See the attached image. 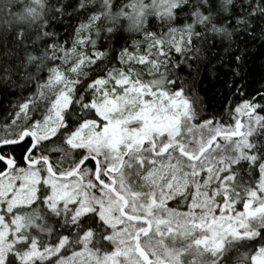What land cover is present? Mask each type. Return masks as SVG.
<instances>
[{"label": "snow or ice", "instance_id": "snow-or-ice-1", "mask_svg": "<svg viewBox=\"0 0 264 264\" xmlns=\"http://www.w3.org/2000/svg\"><path fill=\"white\" fill-rule=\"evenodd\" d=\"M0 264H264V0H0Z\"/></svg>", "mask_w": 264, "mask_h": 264}]
</instances>
